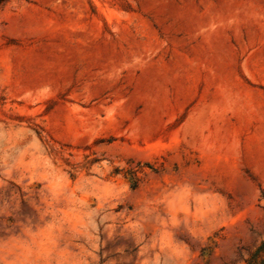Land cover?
<instances>
[{"label": "rangeland", "instance_id": "rangeland-1", "mask_svg": "<svg viewBox=\"0 0 264 264\" xmlns=\"http://www.w3.org/2000/svg\"><path fill=\"white\" fill-rule=\"evenodd\" d=\"M264 0L0 6V264H260Z\"/></svg>", "mask_w": 264, "mask_h": 264}, {"label": "trees", "instance_id": "trees-1", "mask_svg": "<svg viewBox=\"0 0 264 264\" xmlns=\"http://www.w3.org/2000/svg\"><path fill=\"white\" fill-rule=\"evenodd\" d=\"M11 0H0V6L9 2ZM256 256H261L264 255V241H262V243L260 244V246L257 248V251L255 253ZM260 264H264V260L260 263Z\"/></svg>", "mask_w": 264, "mask_h": 264}]
</instances>
